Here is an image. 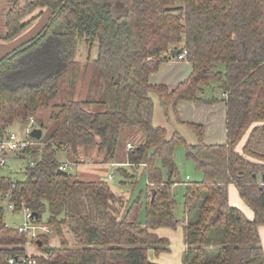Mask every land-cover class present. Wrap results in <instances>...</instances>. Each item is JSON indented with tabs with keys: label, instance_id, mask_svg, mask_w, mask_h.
Listing matches in <instances>:
<instances>
[{
	"label": "trees",
	"instance_id": "obj_1",
	"mask_svg": "<svg viewBox=\"0 0 264 264\" xmlns=\"http://www.w3.org/2000/svg\"><path fill=\"white\" fill-rule=\"evenodd\" d=\"M65 2L28 0L6 16L10 40L35 20L38 15L29 16L36 10H51L36 37L0 60V140L10 126L25 125L43 109H52L54 125L47 128L35 116L46 134L20 151L34 157L42 145L23 180L4 176L6 169L0 173V264L11 259L13 264H157L148 259V249L165 250L168 240L155 230L179 224L172 192L180 183L177 144L186 146L187 158L204 175L200 182L186 183L183 264H264L259 234L264 226V0ZM82 43L89 54L96 48L93 67L104 78L106 94L98 103L107 109L98 113L85 109L92 102L52 103L61 79L76 76L82 67L77 59ZM180 48L192 65L189 77L174 89L152 84L150 77ZM207 90H220L223 99L206 97ZM154 95L166 116L173 109L178 122L193 131L197 144H188L177 130L170 136L165 127L154 126ZM183 102H223L226 142L207 144L202 124L182 122L178 106ZM124 128L144 136L129 150L127 163L146 171L145 225L137 217L138 202L126 204L105 180L84 182L69 171L58 173L60 152L78 156L81 148L97 147L106 161L114 160ZM231 185L253 218L230 205ZM6 200L15 211L37 214L38 224L60 236L68 227L76 245L68 247L63 239L60 247L30 256L26 237L5 221ZM48 237H40L41 248Z\"/></svg>",
	"mask_w": 264,
	"mask_h": 264
},
{
	"label": "rangeland",
	"instance_id": "obj_2",
	"mask_svg": "<svg viewBox=\"0 0 264 264\" xmlns=\"http://www.w3.org/2000/svg\"><path fill=\"white\" fill-rule=\"evenodd\" d=\"M39 10V9H38ZM36 10L30 17L35 15ZM96 57V48L89 54L88 48L83 43L78 48L77 59L81 63L82 67L76 73V76L69 75L64 76L61 79L59 93L57 98L52 102L53 104H65L68 101H84L92 102L87 105L86 110L98 113L105 111L106 106L101 105L99 100L105 97L104 78L100 77L99 73L95 71L93 67V60ZM169 61L175 62V65L187 67L184 61L177 62V59L170 57ZM172 63V64H173ZM171 65V66H175ZM184 70V69H179ZM188 73V71H187ZM165 77V72L162 73L160 78ZM206 97H218L223 99V94L220 90L216 92L206 91ZM223 102H219L217 106L218 110V122L225 117V109L222 105ZM222 105V106H221ZM52 109H43L38 111L35 115L39 122H43L47 128L53 127V122L50 119ZM58 111V110H57ZM165 114V113H164ZM217 115V113L215 112ZM34 116V117H35ZM171 118V115H169ZM35 117V119H36ZM191 117V116H190ZM24 126L20 123H15L9 127V132H16L20 135H24ZM219 129V126H218ZM136 134V131L123 129L119 143L117 146L116 157L114 160L105 159V152L100 153L97 147H91L88 149L81 148L78 150V156H74L69 152H60L58 154V160L61 164H67L66 171L74 174L79 180L84 182H93L98 180H105L111 190L116 195H122L126 200V204L133 205L135 201L138 202V219L140 223L146 224L147 221V205L148 197V183L146 171L143 167H130L127 163L128 152L133 145H139L144 140L143 133ZM46 134V130H43V135ZM188 144H194L191 139L183 134ZM226 135L224 128L222 127L221 136L210 144H222L226 142ZM196 143V142H195ZM207 143V142H206ZM36 146V145H34ZM41 143L37 144V153L34 157H29L15 152L10 155V159L7 163L8 168L4 170L3 175L8 176L12 180H23V171L31 164L34 158H39L41 155ZM175 164L178 172L180 183L172 188L173 196L176 202L174 207V215L179 221L176 228H159L156 233L161 237L168 240V244L164 247L165 250L156 251L153 248L148 249V259L151 262L157 264H183V254L185 251V196H186V183L200 182L203 180V172L200 171L196 164L187 158L186 146L184 144H177L174 152ZM123 171L124 177L120 174ZM110 176L112 178H110ZM164 177L167 178V172H164ZM189 178V179H187ZM124 182V183H123ZM229 203L233 207L240 209L247 217H250L253 212L250 208L243 205V201L238 193V190L234 185L229 187ZM26 220L24 211H10L6 213L5 221L11 228H17L22 225ZM259 232L264 239V226L259 227ZM65 239L68 242V247H72L75 244L74 236L69 232L68 227H63V234L60 236L57 230L53 228V234L49 235L47 239V247L41 248L35 245L31 240L27 241L26 251L31 255H42L46 248H58L61 245V241ZM264 244V242H263Z\"/></svg>",
	"mask_w": 264,
	"mask_h": 264
},
{
	"label": "crops",
	"instance_id": "obj_3",
	"mask_svg": "<svg viewBox=\"0 0 264 264\" xmlns=\"http://www.w3.org/2000/svg\"><path fill=\"white\" fill-rule=\"evenodd\" d=\"M27 1L28 0H0V60L3 57L10 54L11 52H13L21 45L27 43L28 41L36 37L48 22V19L51 15V10L48 8L39 9L35 15L29 18L31 19L38 15L34 21L29 23V25L20 34H18L17 36H15L10 40H6L5 39L7 35L6 16L8 12L14 7V5L17 4L19 5V7H22L26 4ZM172 63L173 62L169 60L163 63L160 66L158 73L150 77V82L155 85L158 84L167 85L170 89H174L179 84L183 83L191 74L192 65L187 61H184L187 67H183V65L182 66L175 65L174 64L175 62L173 64ZM171 65H175V66H171ZM179 69H184V70H179ZM164 72H165V77L160 78V76ZM153 101L155 106L154 117H153L154 126L165 127L168 130L170 136L173 134V132L177 130L182 135L183 134L187 135L191 139V141L194 142V144H197L198 139L196 135L186 125L178 122V119L173 109L170 110L169 113V115H171L170 118V116H166L164 114V110L162 109L159 98L157 96L155 95L153 96ZM222 105L224 106L225 109V117L223 119V124L221 123V120L218 122V110H217L218 103L213 105H204V104L187 103V102L180 103L178 106V118L182 122H192V123L202 124L205 127V142H207V144H210L209 142H216L214 140H216L218 136H221L222 127L224 128V132L227 139V130H226V121H225L226 107L224 103ZM215 112L217 113V115L215 114ZM210 145H215V144H210ZM243 205L246 204L243 202ZM253 216H254L253 214L252 215L250 214V217L248 218L251 219L253 218ZM260 239L264 249V244H263L264 239H262L261 234H260Z\"/></svg>",
	"mask_w": 264,
	"mask_h": 264
},
{
	"label": "built area",
	"instance_id": "obj_4",
	"mask_svg": "<svg viewBox=\"0 0 264 264\" xmlns=\"http://www.w3.org/2000/svg\"><path fill=\"white\" fill-rule=\"evenodd\" d=\"M187 51H182V53L176 58L177 60H185ZM37 122L34 117H31L29 121L24 126V135H20L14 131L10 132L8 136L0 140V173L6 169L7 163L10 159V155L15 152H20L21 150L27 149L31 146L36 145V140L31 137L33 130L37 128ZM128 148L131 149V146L128 145ZM68 168L67 164H61L60 170L66 171ZM110 178H112L110 176ZM189 179V178H187ZM5 212L15 211V206L9 204L6 200ZM25 212L26 220L25 222L17 227L16 229L22 235H24L28 240H31L33 243L39 242L40 237L49 236L53 234V229L45 224H38L32 213L28 209H22ZM9 226V225H8ZM10 264L14 263V260L11 259ZM30 264H35V261H31Z\"/></svg>",
	"mask_w": 264,
	"mask_h": 264
},
{
	"label": "water",
	"instance_id": "obj_5",
	"mask_svg": "<svg viewBox=\"0 0 264 264\" xmlns=\"http://www.w3.org/2000/svg\"><path fill=\"white\" fill-rule=\"evenodd\" d=\"M67 1L68 0H66V2ZM66 2H65V4H66ZM182 51H183L182 48H180L178 50H173L171 52V58L176 59L182 53ZM42 136H43V131L41 129H38V128H36L35 130H33L32 134H31V137L34 138L35 140H41ZM64 172L65 171L60 170V169L58 171L59 174L64 173ZM152 193H153L152 199H154V197H155V190H153ZM33 216L36 217V218L38 217L37 214H33ZM39 246L40 247L42 246V243L41 242H39Z\"/></svg>",
	"mask_w": 264,
	"mask_h": 264
}]
</instances>
